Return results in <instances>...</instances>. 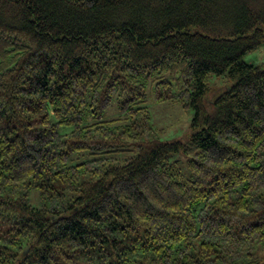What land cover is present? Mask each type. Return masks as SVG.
Wrapping results in <instances>:
<instances>
[{
	"label": "trees",
	"instance_id": "obj_1",
	"mask_svg": "<svg viewBox=\"0 0 264 264\" xmlns=\"http://www.w3.org/2000/svg\"><path fill=\"white\" fill-rule=\"evenodd\" d=\"M263 43L264 0H0V264H264Z\"/></svg>",
	"mask_w": 264,
	"mask_h": 264
},
{
	"label": "rangeland",
	"instance_id": "obj_2",
	"mask_svg": "<svg viewBox=\"0 0 264 264\" xmlns=\"http://www.w3.org/2000/svg\"><path fill=\"white\" fill-rule=\"evenodd\" d=\"M244 60L249 63L264 67V43L259 47L247 52ZM210 85L214 88L212 97L219 94L227 86L231 85V80L227 74H213ZM146 105L151 112V121L155 127L162 128L161 139L164 141L182 140L187 141L192 131V120L195 110L192 107H184L180 103L173 101L159 102L155 99V92L152 87L148 88ZM120 115L119 105L115 100L104 113V119L116 118ZM182 169L189 173L187 162L181 165ZM33 201L38 203L36 191L31 195Z\"/></svg>",
	"mask_w": 264,
	"mask_h": 264
}]
</instances>
